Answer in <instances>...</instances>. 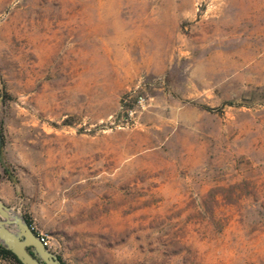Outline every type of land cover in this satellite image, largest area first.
I'll use <instances>...</instances> for the list:
<instances>
[{
    "label": "rangeland",
    "instance_id": "obj_1",
    "mask_svg": "<svg viewBox=\"0 0 264 264\" xmlns=\"http://www.w3.org/2000/svg\"><path fill=\"white\" fill-rule=\"evenodd\" d=\"M0 195L64 264H264V0H0Z\"/></svg>",
    "mask_w": 264,
    "mask_h": 264
},
{
    "label": "water",
    "instance_id": "obj_2",
    "mask_svg": "<svg viewBox=\"0 0 264 264\" xmlns=\"http://www.w3.org/2000/svg\"><path fill=\"white\" fill-rule=\"evenodd\" d=\"M0 243L22 264H64L28 221L0 199Z\"/></svg>",
    "mask_w": 264,
    "mask_h": 264
},
{
    "label": "built area",
    "instance_id": "obj_3",
    "mask_svg": "<svg viewBox=\"0 0 264 264\" xmlns=\"http://www.w3.org/2000/svg\"><path fill=\"white\" fill-rule=\"evenodd\" d=\"M149 98L146 92L134 90L124 95L118 108L114 114V119L117 120L118 124L130 125L135 124L141 115V113L148 107ZM45 243L47 241L45 237L41 236Z\"/></svg>",
    "mask_w": 264,
    "mask_h": 264
},
{
    "label": "trees",
    "instance_id": "obj_4",
    "mask_svg": "<svg viewBox=\"0 0 264 264\" xmlns=\"http://www.w3.org/2000/svg\"><path fill=\"white\" fill-rule=\"evenodd\" d=\"M30 223V221H29ZM0 257H12L18 263L22 264L21 261L17 258V256L8 248H6L3 244L0 243Z\"/></svg>",
    "mask_w": 264,
    "mask_h": 264
},
{
    "label": "crops",
    "instance_id": "obj_5",
    "mask_svg": "<svg viewBox=\"0 0 264 264\" xmlns=\"http://www.w3.org/2000/svg\"><path fill=\"white\" fill-rule=\"evenodd\" d=\"M0 197H1V195H0ZM1 260H2V257H0V264H1Z\"/></svg>",
    "mask_w": 264,
    "mask_h": 264
}]
</instances>
